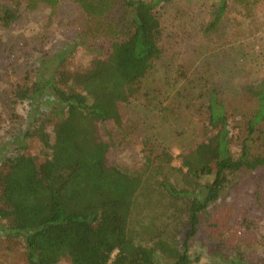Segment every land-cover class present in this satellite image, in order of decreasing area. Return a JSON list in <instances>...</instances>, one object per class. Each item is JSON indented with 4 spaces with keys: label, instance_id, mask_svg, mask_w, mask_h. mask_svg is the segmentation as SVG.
<instances>
[{
    "label": "trees",
    "instance_id": "1",
    "mask_svg": "<svg viewBox=\"0 0 264 264\" xmlns=\"http://www.w3.org/2000/svg\"><path fill=\"white\" fill-rule=\"evenodd\" d=\"M21 1L25 8L56 4L0 0V25L20 18ZM161 1L78 0L91 19L78 45L96 44L106 52L74 69L67 63L70 48L64 49L47 77L37 74L13 90L14 98L36 108L21 136L37 141L42 152L29 155L14 145L0 159V231L22 240L26 264H59L63 258L70 264H159L166 256L168 264H194L200 256L191 249L205 230L208 208L238 178L264 168V76L244 88L252 108L234 117L215 90L209 93L203 119L211 134L177 155L179 167L161 147L146 154L136 171L107 163L109 143L97 135V125L112 121L123 129L119 103L138 93L161 54ZM253 1L214 0L201 31L216 30L233 9L248 12ZM45 87L55 103L41 109L37 100ZM141 193L155 197L160 209L154 233L146 237L132 224ZM257 239L260 259L238 247L221 264H264V225Z\"/></svg>",
    "mask_w": 264,
    "mask_h": 264
},
{
    "label": "rangeland",
    "instance_id": "2",
    "mask_svg": "<svg viewBox=\"0 0 264 264\" xmlns=\"http://www.w3.org/2000/svg\"><path fill=\"white\" fill-rule=\"evenodd\" d=\"M213 2L161 1V54L138 93L119 103L124 130L112 121L97 125V135L109 143L108 164L136 171L146 154L161 147L174 157L171 165L179 167L177 155L211 134L203 113L213 90L233 117L252 108L244 88L264 76V0L253 1L248 12L231 10L216 30L204 34L201 25L209 19ZM19 7L16 22L0 25V159L13 152L14 145H23L19 151L25 154H42L37 141L21 136L28 114L36 108L30 100L14 98L16 85L30 84L37 74L47 77L64 49L70 48L67 63L74 69L87 68L94 55L106 52L96 44L78 45L91 21L78 0H56L54 7L44 2L36 8H25L21 1ZM43 93L37 101L41 109H48L55 101L47 87ZM48 131L53 137L51 122ZM236 181L208 208L205 230L192 245L191 253L200 256L194 264H221L222 256L238 247L251 259L263 256L257 238L264 225V168ZM139 195L132 224L138 235L146 237L154 233L153 217L160 209L155 197ZM170 260L159 258V264ZM0 264H26L22 240L1 231ZM59 264L70 261L63 258Z\"/></svg>",
    "mask_w": 264,
    "mask_h": 264
}]
</instances>
